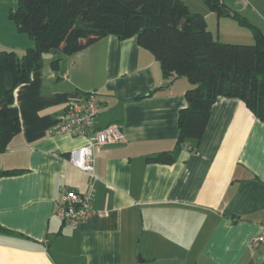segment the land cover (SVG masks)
Masks as SVG:
<instances>
[{
  "label": "crops",
  "instance_id": "crops-1",
  "mask_svg": "<svg viewBox=\"0 0 264 264\" xmlns=\"http://www.w3.org/2000/svg\"><path fill=\"white\" fill-rule=\"evenodd\" d=\"M182 1L206 23L214 14L205 0ZM228 1L264 37V0ZM16 4L0 0V52L21 56L33 41L9 19ZM191 87L170 82L135 38L115 36L32 72L14 91L21 130L0 154V171L23 170L0 178V264H264L252 246L264 223V124L242 102L218 98L198 146L171 165L146 159L175 147ZM94 91L95 127L119 124L124 138L95 149L88 173L67 161L87 137L56 129L67 104ZM63 187L91 193L96 214L59 219Z\"/></svg>",
  "mask_w": 264,
  "mask_h": 264
},
{
  "label": "trees",
  "instance_id": "trees-1",
  "mask_svg": "<svg viewBox=\"0 0 264 264\" xmlns=\"http://www.w3.org/2000/svg\"><path fill=\"white\" fill-rule=\"evenodd\" d=\"M205 5L217 18H231L249 29L254 43L218 41L204 16L193 13L182 0H17L9 19L33 45L21 56L0 52V154L21 130L14 91L41 68L43 55L59 53L50 63L56 70L63 57L107 36L135 38L170 82L185 78L192 86L184 93L186 106L178 112L175 147L148 156V162L171 165L184 145L197 147L218 98L239 100L264 124V37L222 0H205ZM22 172L0 171V178Z\"/></svg>",
  "mask_w": 264,
  "mask_h": 264
},
{
  "label": "built area",
  "instance_id": "built-area-1",
  "mask_svg": "<svg viewBox=\"0 0 264 264\" xmlns=\"http://www.w3.org/2000/svg\"><path fill=\"white\" fill-rule=\"evenodd\" d=\"M98 93L89 92L67 104L56 134L72 137L86 136V145L67 154V161L75 168L92 173L94 170V150L100 146L111 145L123 140L124 134L119 124L112 123L104 128H96L98 115ZM91 193H77L61 188L56 215L70 226H76L91 218L96 211L91 206ZM105 215V212H99ZM253 247H264V223L260 233L252 242Z\"/></svg>",
  "mask_w": 264,
  "mask_h": 264
},
{
  "label": "rangeland",
  "instance_id": "rangeland-1",
  "mask_svg": "<svg viewBox=\"0 0 264 264\" xmlns=\"http://www.w3.org/2000/svg\"><path fill=\"white\" fill-rule=\"evenodd\" d=\"M189 1H191L190 3L192 8L199 7V4L201 6L199 0ZM224 4L226 6H230L231 3L228 0H224ZM206 8L208 9V7ZM207 23L209 31H211L214 38L220 42L239 45H252L254 43V38L251 31L243 26H240L237 21L233 19H218L217 16L213 14L212 17L207 19ZM52 52L53 51L43 55L42 65L44 67L50 65V61L52 60L51 55L53 54Z\"/></svg>",
  "mask_w": 264,
  "mask_h": 264
},
{
  "label": "water",
  "instance_id": "water-1",
  "mask_svg": "<svg viewBox=\"0 0 264 264\" xmlns=\"http://www.w3.org/2000/svg\"><path fill=\"white\" fill-rule=\"evenodd\" d=\"M212 2H216L217 0H211Z\"/></svg>",
  "mask_w": 264,
  "mask_h": 264
}]
</instances>
